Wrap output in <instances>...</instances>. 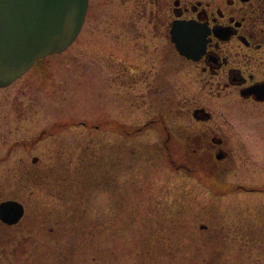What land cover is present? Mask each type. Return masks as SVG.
<instances>
[{
    "label": "flooded vegetation",
    "instance_id": "1",
    "mask_svg": "<svg viewBox=\"0 0 264 264\" xmlns=\"http://www.w3.org/2000/svg\"><path fill=\"white\" fill-rule=\"evenodd\" d=\"M93 14L101 18L98 24L106 29L104 38L98 40L100 45L110 46L111 51L113 45L139 46L138 56L146 57V64L152 66L133 74L123 65L124 70L118 74L117 65L123 63L113 55L115 61L109 68L96 64L97 69L88 70L89 66L81 64L70 70L49 63L57 55L53 54L37 60L12 83L0 86V207L10 201L24 206L17 220H5L0 214V264H37L38 247L44 238L40 235L38 239L37 232L46 226L38 227L36 216L48 210L36 207L33 191L26 192L31 185L49 189V155L48 159L39 155L38 146L43 143L49 149V137L56 135L57 130H49V99L64 93L74 71L80 87L91 77L88 72H95V77H99L98 70L105 72L92 88L100 99L98 103L106 99L111 110L108 114L102 106L98 107L100 118L91 125L93 130L131 135L162 124L165 142L194 148V162L210 169L213 196L233 190L228 178L238 176L239 162L250 157L247 147L255 155L259 152L262 156L264 152L260 129L231 127L241 115L251 125L254 110L264 109V0H89L81 33ZM183 68L192 82L205 91L211 104L182 101L172 90ZM119 79L123 84L147 89L135 97L136 101L127 97L130 101L124 106L128 112L142 109L143 104L136 106L140 97L145 99L148 95L154 101L153 109L144 111L145 115H153L132 131L111 114L117 109L114 86ZM105 87H113L109 101ZM219 103L223 111L217 110ZM182 113L189 119V127L180 129L185 132L184 137L167 120L177 114L183 116ZM39 115L45 117L44 123L39 122ZM75 126L89 124L82 121ZM182 167L190 168L179 164L177 169L182 171ZM45 240L49 246L48 235Z\"/></svg>",
    "mask_w": 264,
    "mask_h": 264
},
{
    "label": "rangeland",
    "instance_id": "2",
    "mask_svg": "<svg viewBox=\"0 0 264 264\" xmlns=\"http://www.w3.org/2000/svg\"><path fill=\"white\" fill-rule=\"evenodd\" d=\"M93 7L95 8V6ZM100 19L99 16L96 17L93 14L91 21L87 23L77 40L66 51L52 56L49 63L65 66L66 69L70 70H76L81 64L89 66L87 67L88 70L97 69L96 64L109 65V68L111 61H115L111 58L114 55L116 61L123 63L117 65L118 74H120V70H124V66H128L129 72L133 74L142 73L143 67L150 68L152 66L151 63L146 64V57L138 56L139 46L133 48L129 45L124 47L113 45L111 51L110 46L100 45L98 40L101 37L104 38L106 31L101 24H98ZM109 42L111 41L108 40ZM88 73L91 74V77H87L84 87L79 86L78 73L74 71V76H71L73 79H71L69 87L65 88L64 93L60 97L49 99V117H47L49 118V130L57 131L56 135L49 137V149L42 143L38 146V154L45 155L43 157L45 159H48L47 155H49L50 166H63L64 163L71 162V159L75 162L82 148L81 144L89 141L98 146L100 144V147L105 150H108L110 145H117L121 142H127L132 147L148 148L155 155L154 162L150 161L148 157L141 160L131 158V164L128 161L130 159H128L116 169L119 183L114 189L120 190L129 200L134 194L135 201L129 203L127 201L128 207L124 208L131 224L139 223L141 216L146 217L147 207L160 217L161 215L165 216V214H172V218L180 215L178 220L181 221L172 223L170 226H164L160 219L159 221L156 220L154 231L150 234L168 237L166 242H171L173 245L182 242L188 250L195 240L211 242V229H216L222 225L225 226L226 233L233 239L244 232L250 233L251 231L257 232L252 235L253 237L258 235L264 237V152L262 156L259 152L255 155L251 148L247 147L246 152L250 157L239 162L238 176L230 175L228 178L233 183L231 184L233 190L222 196H213L211 195V177L208 176L210 169L194 162V148L190 149L184 144H174L168 141L164 143L166 132L162 124L151 126L148 130L135 135L124 132L114 134L106 129L93 130L91 125L97 123L100 118L97 113L98 107L102 106L104 112L109 114L111 103L107 102L106 99H103L101 104L98 103L100 99L97 98L93 90L94 84L97 82L96 79L100 76L104 78L105 72L98 70L99 77H95L93 71ZM123 83L124 81L119 79L114 86L117 90V109L116 111L113 110L111 114L122 126L132 131L138 127L137 125L142 124L149 116L153 115L152 112L145 115L144 111L153 109L151 106L154 101L148 95L145 99L140 97L136 106L143 104L142 109L137 112H128L124 106L126 101H130L127 97L132 96L133 100L136 101L135 97L141 96L143 92H147V89L142 85L131 86L130 83ZM103 90L108 94L107 99L109 101L113 87L112 89L105 87ZM169 90L171 89L168 88L167 91ZM172 90L177 92L182 101L194 102L197 100L211 104V100L205 91L188 77L185 68L181 71L180 80ZM219 106L220 108L217 110L223 111L222 103H219ZM44 111L47 112L48 109H44ZM225 116L230 117L229 115ZM167 120L169 121L168 125L173 129L175 128L174 131H181L182 133L178 135L184 137L185 132L180 129L189 127V119L184 115L179 116L177 114L176 118L169 117ZM40 121L44 123L45 117L39 115ZM82 121L87 122L89 126H75ZM245 121L244 116L241 115V118L233 121L234 124L231 127L258 128L264 143V109L254 110L251 125ZM161 149L165 152V163L156 154ZM59 152H62L63 155ZM145 155L151 156L149 153ZM197 155L198 153H196ZM179 164H184L190 168L182 167V171H178L176 166ZM49 182L48 191L45 187L37 185V188H33L31 185L26 192L33 191V203L36 202V207L48 210H43V215L36 216L38 227L46 226V228H42L41 232L40 230L37 232L38 239L40 235L44 237L41 245L38 244L37 264L138 263L136 261L138 259L136 245L134 241L131 243L137 238V233H135L137 229L134 230L132 227L124 229L121 226L111 228V225L104 228L102 223L100 226L96 225L97 219L107 223L110 214H116L110 210L112 201L108 191L97 189L84 193L83 202L80 205L75 204L81 207L80 213L76 216L77 219H73L68 212L69 199L66 197L68 201H63L55 198L51 191L57 190V183L52 177L49 178ZM22 194H24V190H22ZM147 197L150 198V205L145 201ZM74 199L75 202L80 200L77 195ZM143 199L144 204L136 206V202ZM28 200L31 199L28 198ZM133 202L134 206H130ZM160 225L164 228H157ZM200 227L204 230L201 231ZM46 235L49 236V246L46 245ZM210 246L207 248H211ZM232 248V251L226 253L228 258L226 262L221 264H228L229 261L230 264H255L254 261L258 259H262L264 262V250H254L252 253L245 249L238 256L235 254L238 252V248L236 246ZM241 255H244L243 261L239 259ZM248 255H251L249 260L247 259ZM47 257L49 261H47ZM158 262L154 261L153 264H158Z\"/></svg>",
    "mask_w": 264,
    "mask_h": 264
},
{
    "label": "trees",
    "instance_id": "3",
    "mask_svg": "<svg viewBox=\"0 0 264 264\" xmlns=\"http://www.w3.org/2000/svg\"><path fill=\"white\" fill-rule=\"evenodd\" d=\"M100 146V144L98 146L91 141L82 143V148L75 162L71 159V162L64 163L63 166H49V178H54L58 187L57 190L51 192L54 197L59 200L68 201L69 199L70 205L68 212L73 219H77L76 216L79 215L81 207L75 204L80 205L83 202L82 198L84 193L97 189L108 191L112 201L110 210L116 214H110V219L107 223H104L103 220L100 222V219H97L96 225L100 226L102 223L104 228L111 225V228L121 226L124 229L127 227L129 229L130 227L134 228V230L137 229V232H135L137 233V238L131 242L133 243L134 241L138 252V259H136L138 262L137 264H153L154 261H159L158 264H221L226 262V259H228L226 253L228 254V252L232 251V247L234 246L238 248V252L235 253L238 256L243 253L245 249L252 253L254 250H264V237L261 235L252 236L257 233L256 231H251L250 233L244 232L239 237H234L233 239L226 233L225 226L223 225L216 229H211V242L208 240H195L194 244L189 247V250L184 247V243L182 242L173 245L171 242H166L168 241V237L157 236L156 234L153 235V233H150L154 231L153 228L156 220L159 221L160 219V222H163L162 224H164V226H170L172 223L181 221L178 220L180 215L172 218V214H165V216L160 214V217L155 215V212H152V209H148V207L145 211L146 217L141 216L139 223L131 224L127 216L128 213L124 211V208L128 207L126 205L127 201L128 203L135 201L134 194H132L131 200H129L120 190L114 189L119 183L117 181L118 173L116 169L128 159H130L128 160L130 163L132 159L141 160L142 158L147 159L148 157L150 161L154 162L155 155L148 148L132 147L128 145L127 142L110 145L108 150L102 149ZM59 153L63 155L62 152ZM147 153L151 154V156H146L145 154ZM156 154L163 160V163L166 162L164 150L161 149L156 152ZM123 168L124 165L122 170ZM76 195L80 200L78 199L75 202L74 197H76ZM145 201L150 205V198L147 197ZM140 204H144V199L136 202V206ZM130 206H134V202ZM153 214L154 218L152 217ZM121 217L123 218L121 219ZM86 219L85 221L87 222ZM164 226L160 225V227L157 228L163 229ZM200 229L201 231L204 230L201 227ZM209 245H211V248H207ZM155 251L161 252L162 255L159 252L155 253ZM250 257L251 255H248L247 259L249 260ZM239 259L243 261L244 255H241ZM254 262L255 264H264L262 259H258ZM228 264H230V261Z\"/></svg>",
    "mask_w": 264,
    "mask_h": 264
},
{
    "label": "water",
    "instance_id": "4",
    "mask_svg": "<svg viewBox=\"0 0 264 264\" xmlns=\"http://www.w3.org/2000/svg\"><path fill=\"white\" fill-rule=\"evenodd\" d=\"M88 5L89 0H0V86L37 59L69 47L81 31ZM23 212V205L14 201L0 207L5 220H17Z\"/></svg>",
    "mask_w": 264,
    "mask_h": 264
}]
</instances>
